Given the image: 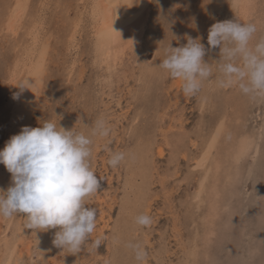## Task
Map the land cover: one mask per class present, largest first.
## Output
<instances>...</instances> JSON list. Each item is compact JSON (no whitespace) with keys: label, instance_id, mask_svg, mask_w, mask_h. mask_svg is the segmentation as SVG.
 Masks as SVG:
<instances>
[{"label":"rangeland","instance_id":"rangeland-1","mask_svg":"<svg viewBox=\"0 0 264 264\" xmlns=\"http://www.w3.org/2000/svg\"><path fill=\"white\" fill-rule=\"evenodd\" d=\"M49 1L51 9L48 8L50 10L45 15L49 27L45 31L46 37L43 38L46 40L48 37L46 58H49L47 59L48 65L45 66V74H47L45 75L46 84L44 83V101L43 104L37 106L35 127L39 126V122L45 120H58L54 114L64 117L62 121H59L60 123L58 122L60 125L61 122H67L66 124H69L67 129L73 127L75 131H90V128L81 127V120L88 123L89 126L93 125L94 120L98 118H103L108 122L111 134L107 138L93 140L90 158L91 168L100 182L96 194L102 195L108 190L110 193L106 199L107 203L104 204L106 219L109 218L107 222L112 224V217L118 209L119 197H116L120 196L123 191L124 175L128 168L124 167L126 159L118 167L109 166L107 163L109 152L105 150V145L107 144L111 151L124 152L126 157L127 151L125 150H130L135 143L136 134L128 129L134 118L141 127L147 123L148 128H151V133H154L152 135L155 136L157 143H161L165 135L169 137L170 134H174V131L177 133L186 132L191 138L186 140L183 147L190 146L191 141L195 138L197 140L196 148L191 149L190 147L188 151L185 150L182 154L180 152L174 158H171L173 154L168 146H163L166 148L162 159L156 158L157 154L155 153V167L153 163L152 176L149 179L151 192L148 193V200L142 203L138 211L140 215L142 213L149 215L153 222L149 227H138L137 235L131 233L132 241L128 240L138 243L144 237L148 238L147 242L146 240L143 242V248L147 253L146 264H181V256H183L185 247L190 245L194 232L201 230L200 217L205 208L203 205L206 204L198 205L195 199L200 176L197 160L205 143L204 138L213 132L214 126L221 119L224 128L222 144L226 143L225 137H229L231 132L236 137L242 134L255 137L257 133H261L257 138L256 146L239 165V167L241 166L239 168L240 176H238L236 184L227 187L218 197V202L222 206L217 209L219 215L216 217L214 236L209 243V257L201 256L200 262L201 264H264V103L251 100L239 92L236 87L222 88L219 86L218 88V85L214 86L209 83L206 89L204 82L200 90L205 87L203 91H213L218 96L215 97L212 93V100L201 113L198 102L200 91L190 97L183 96L182 87L176 88L174 79L160 68L158 71L162 74L161 80L152 76L150 77L151 83L146 82L144 86H140L141 82L138 83L139 74L137 72L139 71H137V67L139 64L136 61L138 58L140 60L142 58L141 62L144 61V63L152 65L155 62L157 51H160L159 56L162 62L164 59L163 48L169 42L172 47L183 46L187 42L186 36L193 39L198 36L201 38V43L205 46L203 59L207 62L208 53L213 49L207 44L208 29L216 22L228 20L225 15L227 4H221L222 6L217 8L215 0H159V5L151 2L152 8L149 10L150 16L142 45L135 44L131 49L126 50L119 60L118 70H121L116 73L119 76L113 74L111 78L113 82L108 84V82L103 83L105 81L100 76L104 73L103 66L94 65L89 51L91 45L89 38L92 36V30L88 28L90 23H83V29H80V33L76 34L75 40L77 44L80 42L79 48L71 49V51L68 48L71 20L78 17L77 14L84 9L86 1H79V4H77V0ZM5 2L6 0H0V23ZM34 2L35 4H33ZM41 2L43 0L37 2L30 0V14L38 9ZM84 16L89 19L87 14L84 13ZM29 23L30 19L15 35L10 36L9 33L0 31L1 115L6 113L5 106L8 105L10 96L7 67L12 64V57L15 53L21 52L29 44L27 40ZM261 31L260 37L264 36V27ZM158 46H160L159 49ZM75 54L78 55L79 60L75 63L73 73L70 75L68 70L73 64L72 60ZM124 74L126 79L122 76ZM139 87H144V91L140 90V93L134 94V91ZM227 89L231 91L232 95ZM109 91L111 96L108 95ZM96 139L97 142H95ZM171 159L172 161H170ZM227 164L233 168L229 162H226L224 166ZM108 181H110V185ZM96 194L89 198L87 202L89 207H96L94 206ZM108 205L113 207L111 215L107 211ZM95 209L98 212V219L100 211L97 207ZM0 220V264L3 263L9 252L5 250L4 239L8 240V244L15 243L16 245L10 264H13L15 258H19L18 264H29L36 261L39 252L38 240L34 236L33 230L24 227L23 215H15L5 220L0 218ZM19 220L22 223L21 226L18 224ZM101 225V221H96V228L91 234L89 242L83 246L79 253L73 254L63 250L55 254L53 251H49L44 257L43 264H50L53 257H57L59 264H107L111 234L109 228H104L102 233H98ZM18 227L22 229H18ZM50 230L54 234L57 231V229ZM19 237H23L21 241ZM97 238L101 240V245L96 249L91 246V241ZM28 241H31L32 244L30 253H27L25 249L20 252L22 243ZM49 253L51 256H48ZM127 254L134 255L130 249Z\"/></svg>","mask_w":264,"mask_h":264},{"label":"bare ground","instance_id":"bare-ground-1","mask_svg":"<svg viewBox=\"0 0 264 264\" xmlns=\"http://www.w3.org/2000/svg\"><path fill=\"white\" fill-rule=\"evenodd\" d=\"M37 1L38 0H36V2ZM77 1H78L77 4H79V1L82 0H77ZM83 1H86L84 9L77 14L78 17H75L74 19L71 20V24H70L71 32L69 34L70 39H68L70 40L69 41L70 45L68 48L70 49V51L71 49L79 48L80 42L78 44L76 43L75 40L76 34L80 33L81 31L80 29H83L82 26L83 23L85 24L90 23L89 24L90 26H88V28L92 30L91 33L92 36L91 38H89L91 39L90 42L91 45L89 51L90 54L92 55V60L94 62V65L99 64V67L100 65L103 66L102 70L104 71V73L100 75L103 77V81H105L103 83L108 82V84H110L111 82H113L111 79L113 77V74L118 75L116 73H118V71L121 70L120 68H119L120 70H118V64L122 55L126 53V50L131 49L133 46H135V44L137 46H140L143 43L145 29L147 27L150 16L149 10L150 8H152L151 0H83ZM49 2H50L49 0H43V2L40 3L38 9L36 11L35 9H33L35 12L33 14H30L31 12L29 10L30 0H6L5 8L1 13L2 16L0 23V31L3 30L5 31V33H9L10 36L18 33L22 25L27 24L29 22V19H30V23L27 29L29 36V37L27 36L28 37L27 40L29 41L28 42L29 44L25 46L21 50V52L15 53V55L12 57L13 58L12 64L8 65L9 67H7L8 68L7 80L9 82L8 89L10 90V96H9L8 105L5 106L6 113H4L3 115L0 114V138L3 135V138H1L0 140V150L4 148L5 143L8 141V139L12 135L17 134L23 126L35 127V115L37 111V106L38 104H43L42 102L44 101L43 92L45 87L44 85L46 84L45 75L47 74V73L45 74L46 72L45 66L47 64V59L49 57L47 56L48 58H46L48 37L46 38V40H44L43 38L46 37L47 34L45 33V31L46 28L49 27L48 22L45 20V15H47L48 10L51 9V5L49 4ZM224 3L227 4L225 8V15L226 17H228L227 18L228 20H237L242 23H253L256 25L257 32L254 36L253 42L258 40L260 37L259 33L262 32L261 30L264 27V0H215V7L218 8L219 6H222L221 4ZM33 4H35V2ZM84 13L87 14V17H89V19L85 18L86 16H84ZM131 38H134L133 46L131 41L129 40ZM159 48L160 46H158V49ZM218 48L219 47H216L209 51L207 63L214 65L215 64L214 61L219 59ZM159 53L160 51H157L155 62L152 65H148L144 63V61L141 62L142 58L141 60L139 58L136 60L137 64H139L137 67L138 68L137 71H139L137 72L139 74L138 83L139 82L142 83L140 84V86H144L146 82H150V77L152 76H156L160 80L162 79V74L160 71H158L159 68L157 67V65L161 62ZM78 60H79L78 55L75 54L72 60L73 64H71L68 70L70 75L73 73L74 65L75 63L78 62ZM122 76H124V78L126 79L125 74ZM25 79H29V82H32V87L30 89H24L21 92L17 84L18 82H21ZM173 82L176 88H180L182 83L181 81H179L178 79H174ZM100 83L102 84V81ZM209 83H212V85L214 84V86L218 85L217 74L214 73L212 77H210L207 81H205L204 85L206 89L208 88ZM205 87H203L202 89L204 90ZM140 90L144 91V87L137 88L134 91V94L140 93L139 92ZM203 90H200L199 100H198L199 111L201 113L206 108L207 104L210 103V101L212 100L211 94L213 93V91L207 92ZM230 92L231 91H229V94ZM15 93H19L18 99H13V95ZM108 95L111 96L110 91L108 92ZM214 95L215 97L218 96L216 94ZM0 113H2V111ZM123 115L125 116V112L123 113ZM95 121L96 119L94 120V122ZM66 123L61 122V126H63L67 130L69 124ZM134 125L135 127H132ZM148 127L149 126L147 125V123H144L142 127L138 125L136 118L131 120V125H129L128 127L130 132L131 131L135 132L136 138L134 141L135 142L134 146H132L131 149L129 147L130 150L123 149L127 151L125 157L126 163H124L125 164L124 167H127L128 171H126L124 175L125 181L122 186L123 191L121 192L120 196L116 197V198L119 197L118 209L116 210L115 215H113L114 217H112L111 225L110 222H107L109 218L106 219L105 210H104L105 207L104 204L107 203L106 199L108 198V196H110L108 195L109 190L108 192H104V194L102 195L96 194L97 196L95 197L94 206H96L100 211L98 219L96 221H101L102 223L101 228L98 229L99 231L98 233H102L103 232L102 230L104 228H109L111 234L110 236L111 242L109 246L110 252L106 259L107 264H136L134 255L127 254L129 251V248L127 247L129 243L128 240L132 239L130 238L131 233L136 234L138 230L139 226H137L135 223V217L140 215L138 214V211L140 210V206L142 205V203L148 200L147 197L148 193L151 192L149 188V181H150L149 179L152 176L151 171L153 169V163L155 162L156 158L162 159L164 157V152H165L164 149L166 147L164 148L163 146H168V148L172 152L171 154H173V157L171 158L176 157V155L179 154L180 152L182 154V152H184L185 150L188 151L190 147L191 149L196 148L195 142L197 140H195V138L191 141L190 146L187 145L183 147L184 143L186 144V140L191 138L189 134H186V132L177 133L176 131H174L173 132L174 134H170L169 137L165 135L164 140H162L161 143H157L155 136L152 135L154 133H151V128ZM223 130H224L223 123L220 119L214 126L213 132H211V134L208 137L204 138V142H205L204 145L202 144L203 148L197 160L198 161L197 163L199 164V168H200V176L198 180L195 199L198 205L200 204L203 205V203L206 204L203 205L205 206V208L201 212L202 215L200 217L201 230L199 232H194L192 239L190 241V245H188L187 248L185 247V250L182 253L183 256H181L182 257L180 262L181 264H201L200 262L201 256L204 258L209 257L208 255L209 243L211 242V238H213L212 236H214L215 233L214 227L217 224L216 217L219 215L217 209H219L222 206L218 202L219 200L218 197L227 187L233 186V184L237 181L238 176H240L239 168L241 166L239 167V165L241 161L248 154L251 153L253 147L256 146L257 138L261 133V132L257 133L256 134L257 136L255 137L254 136L250 137L245 134L236 137L231 132L229 134V137L226 134L227 137L225 138L227 141L226 143L222 144L221 139L223 135ZM85 132L87 133L88 130ZM95 142H97V139ZM199 148H201V146ZM155 153L157 154L156 158L154 156ZM170 161H172V159ZM226 162L231 163L233 168H231L229 164H227V166H224ZM154 167H155V163H154ZM11 184H12L11 174L6 170L3 164H0V189L6 191L7 188L11 186ZM108 184L110 185V181H108ZM107 208H108L107 211L109 212L108 214L111 215V211L113 210V207L108 205ZM3 219L5 220L6 218ZM18 222H19L18 224L21 226L22 223L20 222V220ZM18 229H22V228L18 227ZM34 236L38 240L37 246H39V252L37 254L38 255L37 259H35L36 261L29 264H43V261L45 260L44 257L49 251H53L55 254L59 253L60 251H63L55 247L54 244L52 243L54 239V233H51L50 229L44 232H34ZM19 238L21 241L23 237L22 238L19 237ZM146 239L144 237L143 240H140V242L138 243H140L143 246V242ZM3 241H5V246H4L5 250L9 252L7 254L8 256L6 257V259H4L3 263L1 264H10L11 258H13L14 256L13 254L15 253L16 245L15 243H13L12 245L11 243L8 244V240L6 239H4ZM31 245H32L31 241L23 242L20 252L25 249L27 253H30ZM48 256H51V254L49 253ZM18 259L19 258H15L13 264H18L17 263ZM50 264H59L57 262V257H53L50 261Z\"/></svg>","mask_w":264,"mask_h":264},{"label":"clouds","instance_id":"clouds-1","mask_svg":"<svg viewBox=\"0 0 264 264\" xmlns=\"http://www.w3.org/2000/svg\"><path fill=\"white\" fill-rule=\"evenodd\" d=\"M159 5V0H151ZM115 32V31H114ZM257 27L237 20L216 22L208 29L207 44L219 47V59L210 64L204 61L205 46L198 36H186V44L163 48L164 59L157 67L172 79L181 81L185 96L198 93L205 81L217 74L222 88L236 87L253 101L264 103V36L253 42ZM120 34V33H119ZM134 44V38L129 39ZM21 92L30 89L32 82H18ZM19 93L13 95L18 99ZM58 120L39 122L37 127L23 126L12 135L0 150V164L11 174L12 184L0 189V218L23 215L25 228L33 232L57 229L52 243L61 250L76 254L89 242L96 228L97 211L88 200L98 193L100 182L90 165L94 138L111 134L108 122L98 118L89 132L65 129ZM109 152L107 163L118 167L125 160L122 151ZM149 215L135 217L139 227L152 224ZM97 238L91 241L96 248ZM136 264H146L147 253L140 243L129 242ZM42 259V257H41Z\"/></svg>","mask_w":264,"mask_h":264}]
</instances>
